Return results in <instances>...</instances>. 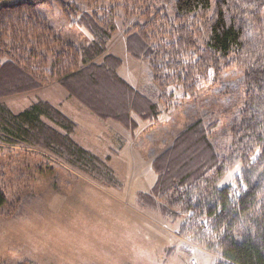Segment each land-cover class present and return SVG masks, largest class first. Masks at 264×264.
Masks as SVG:
<instances>
[{
    "label": "trees",
    "instance_id": "16d2710c",
    "mask_svg": "<svg viewBox=\"0 0 264 264\" xmlns=\"http://www.w3.org/2000/svg\"><path fill=\"white\" fill-rule=\"evenodd\" d=\"M115 1L129 12L145 8V21L126 31V46L149 65L148 84L138 89L120 75L123 60L108 53L115 29L106 13L84 11L78 22L92 40L75 44L35 15L39 6L55 2L70 16L67 0H0V99L58 82L103 120L135 131L137 115L165 130L160 104L169 86L195 95L212 75L240 69L244 103L230 146L218 151L211 136L217 122L191 118L180 131L166 134L165 148L152 160L157 180L138 196L165 217L183 219L178 235L218 255L217 264H264V0H175L173 15L154 10L153 0ZM10 36L20 42L7 44ZM0 121L15 143L46 149L98 180L120 183L109 164L112 156L104 159L79 145L72 136L76 123L51 102L40 99L20 113L1 106ZM237 164L242 169L221 187ZM4 177L0 168V206L8 203ZM34 197L23 200L17 218Z\"/></svg>",
    "mask_w": 264,
    "mask_h": 264
},
{
    "label": "rangeland",
    "instance_id": "374dc122",
    "mask_svg": "<svg viewBox=\"0 0 264 264\" xmlns=\"http://www.w3.org/2000/svg\"><path fill=\"white\" fill-rule=\"evenodd\" d=\"M67 1L70 16L55 2L39 6L35 15L46 19L65 42L85 44L92 40V35L78 22L79 17L84 11L106 13L115 29L108 53L123 60L120 75L135 86L148 84L149 65L132 57L126 46V31L145 21L141 17L145 8L135 7L129 12L115 0ZM174 4L175 0H153L152 8L173 15ZM4 41L9 45L20 42L11 36ZM51 62L52 58L48 68ZM37 66L35 60L34 67ZM166 91L167 96L160 104V122L165 130L157 128L153 142L140 138L142 147L126 148L113 155L110 165L119 184L98 180L73 160L46 149L15 143L14 135L6 133L0 121V168L5 173L2 184L8 196V203L0 206V264H217L218 255L178 235L183 219L173 221L160 211L144 206L138 193L150 192L157 180L148 147L157 146L163 135L171 136L173 131L183 129L191 118L204 116L208 123L217 122L211 136L218 151L230 146L237 110L244 103L243 72L232 68L219 77L212 75L195 95L185 92L180 85H171ZM40 99L50 100L78 121L75 137L79 142L81 137L89 141L98 139L105 148H90L98 150L101 157L109 154L106 150L112 144L108 142H112L111 136L116 133L111 134L108 127L121 125L113 120H101L71 98L58 82L0 99V107L5 105L20 113ZM64 99L61 106L59 102ZM179 103L182 109L177 106ZM141 121L142 129L137 131L146 133L156 123ZM241 169V164L232 167L220 186L230 185ZM30 194L35 196L33 205L17 218L21 205L26 204L23 200Z\"/></svg>",
    "mask_w": 264,
    "mask_h": 264
},
{
    "label": "crops",
    "instance_id": "0c3cea01",
    "mask_svg": "<svg viewBox=\"0 0 264 264\" xmlns=\"http://www.w3.org/2000/svg\"><path fill=\"white\" fill-rule=\"evenodd\" d=\"M123 66V65H122ZM122 68V67H121ZM120 68V69H121ZM120 69H119V73H120ZM129 82V81H128ZM130 83V82H129ZM131 84V83H130ZM132 85V84H131ZM132 86H134L135 88H142L144 85H141V86H135V85H132ZM71 97V96H70ZM71 98H73V97H71ZM47 101H49V102H51L50 100H47ZM78 101V100H77ZM65 102V99H64V101H60L59 103L61 104V106H62V104ZM79 102V101H78ZM54 106H56V107H58L60 110H62V108L61 107H59V106H57L56 104H54L53 102H51ZM80 103V102H79ZM81 104V103H80ZM82 105V104H81ZM82 106H84V105H82ZM63 111V110H62ZM64 112V111H63ZM92 112V111H91ZM65 113V112H64ZM93 113V112H92ZM66 114V113H65ZM94 114V113H93ZM67 115V114H66ZM96 115V114H95ZM68 117H70L75 123H76V129H75V131H74V133H73V138H74V140L79 144V145H81L82 147H84V148H86L87 150H89V151H91V152H93V153H95V154H97V155H99L98 154V148H100V146L102 147V149L103 148H105V145H103V144H101V142L97 139V140H95L94 139V141H89V140H86V138L84 137H81V142H79L77 139H76V135H77V131H78V128H79V123H78V121H76L74 118H72L71 116H69V115H67ZM81 116H84V112L81 114ZM99 117V116H98ZM134 117L136 118V120L138 121V123H139V127L137 128V129H139V130H141L142 128V121L140 120V119H137V117H136V115H134ZM100 118V117H99ZM101 120H103L102 118H100ZM91 121H94V122H96V124H99L98 123V121L97 120H94V119H91ZM103 121H105V122H107V121H109V120H103ZM111 121V120H110ZM114 121V120H113ZM114 122H116V123H118V124H120L121 125V127H111V125H109V130H110V132H111V134H112V132H115L116 134H112V142H108V145L109 144H112V146H108V149L106 150V151H108L109 152V154H106V156L105 157H102V158H107L109 155H111L112 156V158H111V161L109 162V164L113 161V155H115V154H119V153H121L123 150H126V148H134V146H137V147H142V145H141V140H140V138L141 139H144V141H149V142H153V141H151L152 140V138L154 137V135H153V133H154V131H157L158 129H157V127H155V125H156V123H154L155 125H152V127H150V129H152V130H150L149 131V133L147 132H142V131H137V129L135 130V131H130L129 129H127L124 125H122L121 123H119V122H117V121H114ZM99 125H102L103 126V124H99ZM105 126V125H104ZM122 128V129H121ZM124 128V129H123ZM154 129V130H153ZM153 131V132H152ZM134 132V133H133ZM124 133H126L127 135H124ZM146 133V135H147V137H146V135H144ZM128 134H129V136H128ZM100 137H103L100 133L98 134ZM130 137L132 138V140H130ZM165 138H166V136L165 135H163V137L160 139V143L157 145V146H153V145H151L150 147H148L149 148V151H148V154L150 155V159H151V163H152V160H153V158L156 156V155H158V154H160L161 152H162V150L165 148V146H166V143H165ZM136 139H137V141L139 140V142L137 143V141H136ZM139 145H141V146H139ZM90 147H96V148H94V149H98L97 151H95V150H92ZM145 147V146H144ZM130 150V149H129ZM148 150V149H147ZM103 151V153H105V150H102ZM100 156V155H99ZM101 157V156H100ZM111 166V165H110ZM151 166H152V164H151ZM134 168V167H133ZM152 168H153V166H152ZM153 170H154V168H153ZM155 171V170H154ZM156 173V172H155ZM154 186V185H153ZM152 189V188H151Z\"/></svg>",
    "mask_w": 264,
    "mask_h": 264
}]
</instances>
